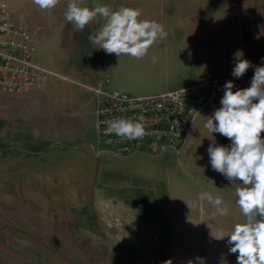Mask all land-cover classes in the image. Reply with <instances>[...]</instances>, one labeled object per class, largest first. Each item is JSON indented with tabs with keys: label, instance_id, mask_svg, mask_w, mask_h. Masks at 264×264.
<instances>
[{
	"label": "rangeland",
	"instance_id": "rangeland-1",
	"mask_svg": "<svg viewBox=\"0 0 264 264\" xmlns=\"http://www.w3.org/2000/svg\"><path fill=\"white\" fill-rule=\"evenodd\" d=\"M87 2L94 6V0ZM0 3L10 5L46 47L34 60L57 74L47 82L78 83L65 77L67 69L88 66L81 57L91 55L90 66L100 76L110 75L113 90L158 92L135 58L106 54L89 41L104 23L99 16L81 31L66 21L62 0L51 10L32 0ZM52 54L72 63H52ZM41 104L31 103L23 115L17 102L0 95V248L8 254L0 256L1 264H171L172 238L181 235L174 209L184 210L191 186L210 185L194 181L189 167V160L197 162L196 152L207 151L206 144L187 143L179 156H98L91 147L98 139L77 149L59 143L40 118ZM106 211L126 217L112 219ZM211 224L231 232L237 222Z\"/></svg>",
	"mask_w": 264,
	"mask_h": 264
},
{
	"label": "crops",
	"instance_id": "crops-1",
	"mask_svg": "<svg viewBox=\"0 0 264 264\" xmlns=\"http://www.w3.org/2000/svg\"><path fill=\"white\" fill-rule=\"evenodd\" d=\"M62 1L63 8H66L68 0ZM87 1L81 0V6L107 5L113 10L121 6L140 8L143 10L140 19L157 21L167 32V37L151 46L145 57L136 59L141 72L157 84L158 88L154 90L158 92L133 96L164 94L210 80H221L223 88L226 82L232 81L233 91H236L249 87L255 68L264 66V0H94L92 7ZM36 42L37 52L41 53L46 47L37 36ZM238 50L243 52V59L251 62L240 78L232 75ZM81 58L88 66H72L65 75L78 83L54 79L14 95L0 91L4 98L17 102L23 115L31 103L41 102L40 118L53 129L57 141L71 149L98 139L93 88L100 83V72L95 73V67L90 66L91 55ZM100 58L99 63H102ZM51 60L56 64L72 63L53 54ZM37 64L41 65L40 62ZM103 64H107L106 60ZM82 79L89 80L90 84L81 82ZM107 89L113 90L110 84ZM83 94L89 96L88 100ZM214 111L210 108L200 113L186 136L184 146L200 143L204 147L206 144L208 149L210 144L230 145L229 139L218 133L211 134L204 126ZM261 135L264 138V133ZM193 156L197 162L189 160L192 179L207 181L210 185L194 184L189 189L190 196L183 203L184 210L174 209L173 223L181 235L172 238L171 264H189L190 261L192 264H222V261L236 264L238 254L230 253L228 238L214 237L220 230L228 231L214 227L211 222L227 219L244 222L235 195L236 189L242 185L239 181L230 183L214 171L208 151H199ZM209 171L212 173L207 174ZM203 192L221 198V207H227L228 214L221 215L213 204L200 200L198 197ZM4 255L8 254L0 248V256Z\"/></svg>",
	"mask_w": 264,
	"mask_h": 264
},
{
	"label": "clouds",
	"instance_id": "clouds-1",
	"mask_svg": "<svg viewBox=\"0 0 264 264\" xmlns=\"http://www.w3.org/2000/svg\"><path fill=\"white\" fill-rule=\"evenodd\" d=\"M59 2L32 0L41 10H51ZM142 11L125 6L115 10L107 5L89 8L81 6V0H68L64 15L67 22L81 31L99 16L104 23L89 35V41L106 54L141 59L158 40L167 37L162 24L140 19ZM235 56L237 61L232 75L240 78L251 62L242 58V51L238 50ZM233 87L232 81L226 82L221 107L207 117L204 126L211 134L218 133L231 142L228 146L210 144L207 151L214 171L230 183L239 181L242 185L236 189L235 195L236 204L245 219L231 232L220 230L214 237L228 238L230 253L238 254L236 264H264V138L261 135L264 133V66L255 68L249 87L236 91ZM113 133L120 138L136 140L145 135V130L139 121L116 118L105 129V134ZM198 198L213 204L219 214H228L227 207H221V198L208 192L201 193Z\"/></svg>",
	"mask_w": 264,
	"mask_h": 264
},
{
	"label": "built area",
	"instance_id": "built-area-1",
	"mask_svg": "<svg viewBox=\"0 0 264 264\" xmlns=\"http://www.w3.org/2000/svg\"><path fill=\"white\" fill-rule=\"evenodd\" d=\"M36 35L11 8L0 3V89L11 94L22 93L46 83L57 74L34 61ZM110 75L103 73L93 88L96 94V155L117 158L135 155L162 157L168 152L180 154L186 136L196 119L207 109H218L224 95L221 80H210L159 95L133 96L107 89ZM116 118H128L144 125L145 135L128 140L105 134ZM102 145V148L99 146Z\"/></svg>",
	"mask_w": 264,
	"mask_h": 264
},
{
	"label": "bare ground",
	"instance_id": "bare-ground-1",
	"mask_svg": "<svg viewBox=\"0 0 264 264\" xmlns=\"http://www.w3.org/2000/svg\"><path fill=\"white\" fill-rule=\"evenodd\" d=\"M106 210V209H105ZM114 210V209H113ZM118 211V210H117ZM116 211V212H117ZM106 214L110 217V218H112V219H121V220H123V219H125V217H126V215L125 214H123V215H117L116 213H111V212H109V211H106ZM106 215V216H107Z\"/></svg>",
	"mask_w": 264,
	"mask_h": 264
}]
</instances>
